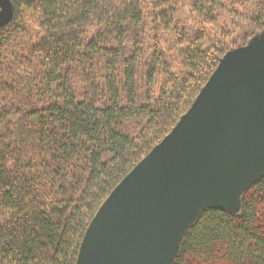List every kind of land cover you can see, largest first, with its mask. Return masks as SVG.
Listing matches in <instances>:
<instances>
[{
  "label": "trees",
  "instance_id": "1",
  "mask_svg": "<svg viewBox=\"0 0 264 264\" xmlns=\"http://www.w3.org/2000/svg\"><path fill=\"white\" fill-rule=\"evenodd\" d=\"M0 29V264H75L102 202L179 122L264 0H10ZM255 3V5H254ZM175 264H264V177Z\"/></svg>",
  "mask_w": 264,
  "mask_h": 264
},
{
  "label": "water",
  "instance_id": "2",
  "mask_svg": "<svg viewBox=\"0 0 264 264\" xmlns=\"http://www.w3.org/2000/svg\"><path fill=\"white\" fill-rule=\"evenodd\" d=\"M12 18L0 0V29ZM264 177V32L227 52L190 109L113 188L75 264H175L202 211L241 214Z\"/></svg>",
  "mask_w": 264,
  "mask_h": 264
},
{
  "label": "rangeland",
  "instance_id": "3",
  "mask_svg": "<svg viewBox=\"0 0 264 264\" xmlns=\"http://www.w3.org/2000/svg\"><path fill=\"white\" fill-rule=\"evenodd\" d=\"M256 2L257 1H259V0H255ZM254 5H255V3H254ZM260 35V34H259ZM259 35L258 36H255V37H253L251 40H253L254 38H257V37H259Z\"/></svg>",
  "mask_w": 264,
  "mask_h": 264
}]
</instances>
